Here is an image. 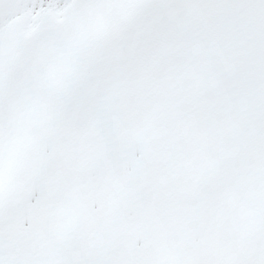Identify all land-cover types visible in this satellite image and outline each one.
Instances as JSON below:
<instances>
[{
  "label": "snow or ice",
  "instance_id": "1",
  "mask_svg": "<svg viewBox=\"0 0 264 264\" xmlns=\"http://www.w3.org/2000/svg\"><path fill=\"white\" fill-rule=\"evenodd\" d=\"M0 264H264V0H0Z\"/></svg>",
  "mask_w": 264,
  "mask_h": 264
}]
</instances>
